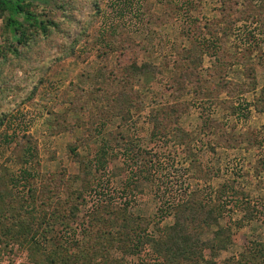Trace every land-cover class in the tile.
<instances>
[{
	"label": "rangeland",
	"instance_id": "374dc122",
	"mask_svg": "<svg viewBox=\"0 0 264 264\" xmlns=\"http://www.w3.org/2000/svg\"><path fill=\"white\" fill-rule=\"evenodd\" d=\"M32 1L58 28L18 46L16 57L0 16V49L8 51L0 54V179L9 181L0 194L30 213L38 238L76 252L103 226L93 264H154L150 245L127 253L117 218L129 211L144 223L155 219L147 229L155 236L173 225L177 205L192 204L205 221L212 203L222 211L200 236L205 259L242 264L253 252L264 264V68L250 79L246 65L233 62L247 54L259 62L264 44L252 37L264 39L260 0ZM136 64L151 73L133 75ZM225 80L237 87L232 96ZM173 108L180 117L159 147L152 136L165 131ZM28 136L36 154L29 163L20 155ZM102 146L108 163L99 169ZM11 225L9 211L0 213V264H33L29 244L8 234ZM221 231L228 244L213 253L207 245Z\"/></svg>",
	"mask_w": 264,
	"mask_h": 264
},
{
	"label": "trees",
	"instance_id": "16d2710c",
	"mask_svg": "<svg viewBox=\"0 0 264 264\" xmlns=\"http://www.w3.org/2000/svg\"><path fill=\"white\" fill-rule=\"evenodd\" d=\"M260 2L261 7H264V0H260ZM37 9V5L34 4L32 0H0V16L5 19V27L3 31L4 38L5 40H9L7 48L9 51H12L16 57L20 56L18 46L21 45L28 47L31 46V44L33 46V42L36 41V39L40 35L48 36L53 27L58 28V24H56L53 20H48L45 18V16L39 14ZM86 29L87 27L83 29L82 33L86 32ZM252 40L255 46H261V44H264V39L261 37L257 38L256 35L252 37ZM215 48L217 47L214 46L213 49ZM218 48L219 50H221L220 47ZM219 50L216 52H219ZM7 52L8 51L4 53L3 50L0 49V54L4 55L5 58L8 55ZM259 54V62L256 65H254V61L248 58V54L247 56L245 55V60L240 61L236 59L233 62L236 65H246L248 72H246L245 74H247L248 77L252 79L251 76L253 75L251 73H254L258 67L264 68L263 47H261ZM238 61H240V63ZM129 72L133 75H139L148 72L151 73V70L146 66H139L136 64L132 65L129 68ZM223 86V89L230 95L232 92L236 91L237 88L234 83H228L227 80H225ZM239 87V94L248 92L246 86ZM262 94L264 95V87L262 89ZM200 95L208 96V104L210 103L211 105V103L214 102V98H212V95H208L206 93H200ZM164 107L165 106H163L161 110H164ZM178 110L179 108H173L171 111H169V113H167L168 117L164 120V122H167L166 126L164 125L163 128L165 131H158V134L156 133L154 137L152 136L153 139L155 138V136L159 137V139L155 141L158 143L156 145H158L159 147H165L164 144H166V142L164 144H160V139H162L163 137L162 135H167L168 133L173 132L169 130L174 127L173 125L178 121L180 117L177 113ZM50 113L52 114L53 111ZM173 115L176 116L174 117ZM91 117L94 122L98 120V117L93 116V114ZM2 121H4V119H2ZM172 122L174 124L170 126ZM156 125H162L161 121L156 120ZM175 127L180 128L177 125H175ZM178 131L181 132L182 137H189V133L186 129H180ZM24 146L25 147L21 149L20 154L22 156V162H24L25 160L27 163H29L33 158L36 157L32 137H27ZM72 151L75 152V149H73ZM97 152L100 153L97 158L98 161L96 164L99 165V169H102L108 163L105 156L109 154V148H107V146H102ZM155 165L158 168L164 167L161 161H156ZM23 174L31 176L30 172H28L27 169H24ZM11 178L12 179L10 180V182L12 183V185L14 187L15 185L17 186L19 181L17 182L15 177L13 176ZM8 182L9 181L0 179V185L4 186L6 189ZM9 192L11 193V191ZM29 192H31L32 195L28 198L35 202V191L30 189ZM7 198L11 200L7 201ZM16 201L17 199L14 198L13 195L3 196L2 194H0V213L5 212V210L9 211L12 225L10 226V228H8V234L11 237L15 236V238H23L29 244L30 258L33 264H93L94 255H97V252L99 251L102 244V238L106 236L105 233H102L103 226L102 228L100 226L97 231L94 230L90 235L86 234L89 238V241L78 243L79 245L76 252H72L74 251L73 249L69 252L70 246H66L63 242L57 243V241L59 240H57L55 243H52V245H50L52 248H49L50 246L46 244L47 241L38 238L40 231L35 230L34 225L30 224V220L28 221V216L30 215V213L25 215L22 212H18V209L21 210V204L15 205ZM210 205L208 206V208L211 209H206V212H208H205L207 214V219H205V221H202L201 219L202 213H200L197 208H194L192 204L190 205V203H187L177 205L173 213L175 221L173 225L165 227L162 231L158 230V232H156L157 235L155 236L152 233H147V229L149 228V226H151L152 224L156 226L155 219H152L154 222L148 221L147 223H144V220L139 215H135L132 212L126 211L125 215L118 217L120 219L117 218V220L123 219L120 229L124 234L125 240L122 242V244L125 248H127V253L128 250L130 252L133 251L134 247L136 248L135 252H138L145 245L152 246L156 255V263L154 264H214L213 261L206 260L205 255L203 256L198 249L199 239L202 232L204 231V228H209L214 224L218 225L219 222L217 213L221 212L222 210L218 211V206ZM201 208L205 209L207 208V205L203 204ZM50 211L51 210L47 207H44L43 209V221L45 223L47 222ZM167 214L169 215V213ZM31 218L35 219V215H31L30 219ZM43 224L44 223H41L42 226ZM43 232L46 233L41 234L45 235L49 233L47 229H44ZM217 238L218 240H216L215 243L207 245V248L213 253L217 252V245L222 244V247H225V245L228 244V242L222 241L223 231L217 233ZM257 256L262 257V255H255L253 252H250L249 254H247V256H245V262L242 264H259V257ZM145 261L146 260H142L141 264H153L151 262L144 263Z\"/></svg>",
	"mask_w": 264,
	"mask_h": 264
}]
</instances>
